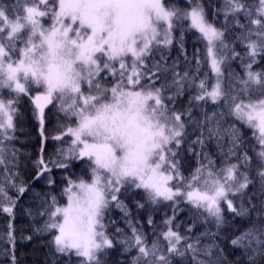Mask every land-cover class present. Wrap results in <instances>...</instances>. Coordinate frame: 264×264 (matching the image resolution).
I'll return each mask as SVG.
<instances>
[{"label": "snow or ice", "instance_id": "6c2138e0", "mask_svg": "<svg viewBox=\"0 0 264 264\" xmlns=\"http://www.w3.org/2000/svg\"><path fill=\"white\" fill-rule=\"evenodd\" d=\"M224 4L222 28L208 18L209 10L215 18L221 9L205 5L204 0H186L183 8L167 5L165 0H16L15 7L0 6V166L8 173L6 183L18 193L26 191L23 183L16 185L12 180L16 174L10 166H14L16 151L8 147L17 106L24 97L31 100L42 137L49 106L75 123L53 137L56 141L71 137V142L57 150L56 160L46 162L41 155L35 179L51 172L49 164L67 170L72 160L86 164L90 176L67 178L62 189L65 205L55 195L49 199L45 194L38 214L47 219L36 231L55 233L51 244L56 253L74 254L80 264H102L100 256L119 243L124 251L136 250L131 264H172L173 256L189 253L192 264H223L211 259L215 243L201 248L199 237L189 243L191 238L173 226L179 228L175 221L185 203L220 229L226 222L222 205L235 216H246L255 207L251 196L245 207L246 190L258 180L264 192V70H252L257 57H264V0H224ZM241 15L247 23H241ZM44 17L51 19L49 27L41 22ZM230 18L231 27L240 29L236 41L246 48L243 56L226 42ZM191 31L205 44V54L202 58L197 49L195 72H181L178 61L167 63L165 50L178 43L187 62L183 37ZM237 58L244 75L229 72L226 80L224 67ZM205 62L211 83L209 73L199 76ZM173 88L175 92L165 95ZM186 88L195 93L189 98L190 105H222L227 115L252 129L258 145V150L253 149L255 180L253 157L246 149L241 151L244 141L239 129L235 124L224 128L218 118L224 113L215 111L205 112L203 119L194 122L200 134L188 141L187 150L196 155L198 166L190 176L183 174L178 157L192 108L171 111L169 102L174 106ZM213 139L223 156L220 168L204 151ZM54 183L49 176L48 184ZM136 190H143L153 206L170 203L172 216L163 221L167 230L161 233L166 250L159 238L148 244L120 199L123 193ZM5 201L3 212L12 214L15 201L7 195L5 183H0V205ZM113 205L123 213L130 235L115 227L116 221H111L115 231L108 232L104 220ZM144 207L137 202V208ZM147 222L154 224L151 216ZM11 228L9 225L10 243L14 242ZM202 235L214 239L217 233ZM230 243L244 249L248 264H256V258L264 256V230L250 227ZM201 254L206 259H200Z\"/></svg>", "mask_w": 264, "mask_h": 264}, {"label": "trees", "instance_id": "16d2710c", "mask_svg": "<svg viewBox=\"0 0 264 264\" xmlns=\"http://www.w3.org/2000/svg\"><path fill=\"white\" fill-rule=\"evenodd\" d=\"M247 2L252 3V0H247ZM165 3L167 5L176 4L182 8L187 6L186 0H165ZM204 3L205 5L211 4L213 8L221 9V14L215 18H213L211 10H209L208 18L210 21L214 20L218 28L224 27L223 9L226 7L224 0H204ZM15 4L16 0H0V6L8 5L15 7ZM10 15L13 14L10 13ZM239 18L241 23H247L243 15ZM49 19V17L42 18L41 22L44 26L47 25ZM232 22L230 18L226 42L243 56L246 48L240 42L236 41V35L240 32V29L232 28ZM174 35L178 40L180 37L179 30ZM183 43L187 53V62L185 61L184 54L180 51L179 44L174 43L173 46L165 50L167 63L172 64L173 61H178L177 68L179 71L183 72L185 69H188L190 73H193L196 69L194 53L199 49L201 57L203 58L205 44L198 39V34L194 31L184 34ZM155 59H159V53L156 54ZM152 62L149 61V63ZM247 62V60L244 61V63ZM252 70H264V57H257V63L253 65ZM206 72L209 73L211 83V73L205 62L200 66L199 76L202 78ZM224 72L226 80L229 72L239 74L243 77L244 69L241 60L239 58L229 60L224 67ZM112 82L114 83V81ZM109 86H111L110 83ZM172 92H175L174 88L166 92L165 95H170ZM194 94V90H188L186 88L182 96L176 97L174 106L169 102L171 111H186L188 108H192V120L189 121L186 119V123L190 126L186 129V140L182 145L180 156L178 157L181 161V171L183 174L190 176L193 169L198 166L196 155L187 150L188 141L194 140L200 134V128L194 122L203 119L205 112L212 113L215 111L224 113L223 116L218 117L224 128L235 124L239 129L244 141V149H241V151L246 149L249 156L253 157L252 177L255 180L257 165L255 162L256 155L253 149L258 150V145L255 139H253L252 129L236 121L234 117L227 115V109L222 105L215 106L211 102L206 105L202 104L199 107L190 105L189 98ZM4 97L6 99L9 98L6 91L4 92ZM255 98L253 97V99ZM17 107L18 114L14 116L15 130L11 133L13 139L8 143L9 149H15L16 151V156L12 161L14 166H10V171L16 174L12 178L13 182L16 185L23 183L26 186V191L23 194L18 193L16 187H12L6 183L8 173L4 172L3 166H0V183H5L7 195L15 201L12 214L5 213L2 210V207L7 205V201H5L4 205H0V264H13V256L15 257V264H80L79 258L74 254L69 256L55 252L51 244L52 236L55 234L54 232L49 234L45 231H36L37 228L42 227L47 219L46 216L42 217L38 214L42 210V201L45 199V194H48L49 199L51 195H55L59 204L62 206L66 203V197L62 195V189L66 186L67 178L70 177L73 180L80 177L85 179L90 178L86 171L87 165L82 164L79 160H72L67 170L49 164L51 172L44 174L40 179H35L38 172L37 161L41 155H43L46 162L56 160L57 150L66 148L71 142V137H66L62 141H56L53 137L59 132L64 131L66 127L74 126L75 123L65 119L63 114L58 113L56 107L49 106L45 110L44 136L42 137L40 124L34 115L30 98H22ZM60 125L64 127L61 128ZM205 135L207 134L205 133ZM222 143L226 149L227 140L225 139ZM42 147L43 152L41 151ZM196 151H200L199 146H196ZM204 151L216 162L217 168L222 166L223 156L215 139L209 140L206 143ZM49 176L55 181L52 185L48 184ZM246 191L248 195L243 198L245 207H249V196H251V205L255 206L248 215L235 216L228 212L226 205H222L226 222L222 228L217 229L214 221H205L204 216L200 212L192 209L190 205L182 203L180 207L183 211L177 214L175 221L179 225V228L176 229L173 226L174 230H178L181 235L190 237L189 243L199 237V246L201 248L205 245L215 243L216 247L212 249L213 256L211 257L213 261H223V264H248L244 249L235 247L230 242L235 236H238L250 227L264 230V212L261 211V205L264 204V192H262L258 180H255ZM120 199L127 205L130 218L146 235L148 244L150 245L153 240L159 238L166 250L167 242L163 240L161 233L167 230L163 226V221L167 217L172 216L170 203L162 202L159 205L153 206L146 201L143 190L125 192L120 196ZM239 199H236L237 204H239ZM137 202L145 204V207L137 208ZM29 210H31V215L29 214ZM258 213H260L259 216ZM149 216L154 221L153 225H149L147 222ZM111 221H116L115 227L122 228L125 234H131V229L127 226L123 213L114 205L110 207L104 220V223L108 225V232L110 234L115 231V227L112 226ZM9 225L12 226L11 230L14 235V242L12 243L8 240ZM189 226H191V231H188ZM213 232L217 233L214 239L209 235H202ZM136 254L135 249L124 251L123 246L117 243L114 248L102 254L100 259L102 264H131L132 258ZM199 258L206 259L203 254ZM171 259L172 264H192L190 253L185 257L173 256ZM256 264H264V256H258L256 258Z\"/></svg>", "mask_w": 264, "mask_h": 264}, {"label": "rangeland", "instance_id": "374dc122", "mask_svg": "<svg viewBox=\"0 0 264 264\" xmlns=\"http://www.w3.org/2000/svg\"><path fill=\"white\" fill-rule=\"evenodd\" d=\"M67 22H68V23H71L70 20L67 21ZM51 23H52V21H51V19H50L45 27H49V26L51 25ZM128 62L131 63V59H130V58H129ZM35 94H36V93H33V95H35ZM74 126H75V125H74ZM40 129H41V126H40ZM66 203H67V202H66Z\"/></svg>", "mask_w": 264, "mask_h": 264}]
</instances>
